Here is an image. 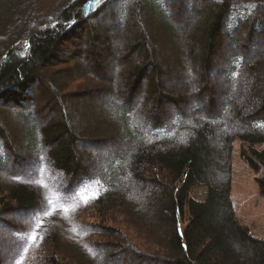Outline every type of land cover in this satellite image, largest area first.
<instances>
[{
  "label": "trees",
  "instance_id": "trees-1",
  "mask_svg": "<svg viewBox=\"0 0 264 264\" xmlns=\"http://www.w3.org/2000/svg\"><path fill=\"white\" fill-rule=\"evenodd\" d=\"M190 1L188 9L187 0H173L171 6L169 0L164 6L159 2L158 17L183 26L176 31L179 36L184 37L192 25L186 24L188 16L189 20L192 15L199 18L189 37L191 48L183 52L185 60L177 62L168 58L159 36L145 27L153 22L146 14V0H66L59 8L38 14L33 0H0V108H5L1 109L4 117L0 115V170L8 163L12 168L8 166L3 176L6 181L0 179L2 233H6L2 228L11 234L18 230L3 217L22 218L41 203L42 195L32 180L47 165L69 178L66 192L59 186L60 199L79 201L78 192L97 189L90 200L103 217L115 210L125 214L128 224L144 236L137 235L143 246L122 232L109 230L119 237L116 248L139 264H264V240L252 236L237 219L231 198V156L236 139L243 143L242 157L255 170L264 168V148H257L264 145V67L260 66H264V56H257L264 45V0ZM104 21L117 31L122 24H130L124 29L128 34L119 40L127 43L126 54L111 56L110 65L113 60H123V67L117 62V75L104 61L107 48L103 47L116 39L100 29ZM76 29L82 33L75 35ZM83 38H88L89 45L81 53ZM224 45L232 46L231 53L222 52ZM66 56L90 62L92 74L116 87L118 102L130 108V113L111 109L99 118V126L87 131H80L67 116L42 119L45 106L46 114L72 95L91 99L102 91H71L75 82L87 84L91 79L82 71L73 73V68L59 79L62 65L69 62ZM162 62H171V67ZM241 81L245 83L244 103L233 104L227 125L220 117L224 105L233 100L224 98L223 86L235 89ZM62 88L69 90L63 93ZM192 100L194 105L186 111ZM142 101L140 115L146 125H140L133 113ZM6 108L15 115L10 116ZM193 111H202L206 117L185 120ZM211 117L219 118L217 126ZM15 118L24 121L11 134L6 122L16 125ZM34 120L42 125L28 126ZM114 125L117 128L108 133ZM133 126L140 128L132 131ZM15 131L27 133L32 143L21 144ZM79 144L82 149L88 146L113 154L108 169L94 170L96 174L90 171ZM48 149L46 158L42 154ZM23 151L27 155H21ZM257 180L264 195V176ZM197 187L206 188L204 200L190 196ZM134 190L146 193L148 199L143 200ZM180 216H187L185 230L179 226ZM55 230L30 243L25 264L95 263L82 251L76 252L80 260L59 257L63 245Z\"/></svg>",
  "mask_w": 264,
  "mask_h": 264
},
{
  "label": "rangeland",
  "instance_id": "rangeland-1",
  "mask_svg": "<svg viewBox=\"0 0 264 264\" xmlns=\"http://www.w3.org/2000/svg\"><path fill=\"white\" fill-rule=\"evenodd\" d=\"M33 1L38 14L50 11L55 7L59 8L61 5H63L66 0ZM146 1L149 3V5L147 4V6L145 7L146 14L151 17L153 22L155 23L153 24L152 21H148L149 25L147 24L148 26H146L145 23V27H150L151 32H153L155 36H159V39H161L162 43L165 45L164 48L168 49V58H173L177 62H183L185 60H183V52H187L191 48L189 44V37L192 36L193 26L196 24L199 18L197 16L193 18L192 15L191 19L189 20L188 16L186 24L192 23V25H190V27L188 26V29H186V34L184 35V37H182L179 36L176 31L177 29L183 26L175 23L168 17H166L164 21L158 17L160 16L158 11L159 8H161L159 7V2L164 6L165 0H156V3L155 0ZM168 3L170 6L174 5L173 0H169ZM187 3L188 9L190 8L189 4L192 2L190 0H187ZM199 6H197V8ZM188 12L192 13L190 10H188ZM51 22L53 23V20ZM155 24H157V27H155ZM129 25L130 24L124 27L122 24L119 30L120 32L117 31L113 25L110 26L109 24H107L106 21L99 25L100 29L104 31L106 36L113 38L116 37V39H113L111 42L108 40L109 45L106 44V46L103 47V49L107 48L104 51V53L107 55L105 56L104 60L105 63L107 62L106 67H108L109 65L113 73L115 72V69L117 67V62L118 66L120 67H123L124 65L123 60H120L121 58L118 59L116 63L113 60L112 65H110V60L112 58V54H115L116 56L119 52H123L124 55L126 54L127 48L125 47V45L127 43L123 44V42L119 40H121V38H124L122 37L123 35L128 34L126 33V31H124V29H129ZM38 27H40V25ZM166 29H168L169 32ZM170 30H173V32H171ZM75 32H77L74 33L75 35H79L78 33H82L77 29ZM80 37L82 38V35H80L79 38ZM87 39L83 38L84 45L82 44V41H79V43L82 44L80 46L81 53H84V50L86 49L88 51L89 41ZM120 46L123 47L121 49L122 51L119 50L121 48ZM117 47H119V49ZM261 48L262 49H260V52L257 55L258 57L264 56V45ZM224 49L231 53L232 46L224 45L222 47V52H224ZM180 55L182 59L181 57H179ZM174 56L177 59H175ZM85 58L87 59V57ZM65 59L69 62L62 65L61 68H63V71L60 73L59 79L63 80L62 78H65L70 73L71 68H73V73H78L82 71L88 76H90L91 79V83L88 82L87 84L83 81L75 82L69 88L71 91H76L77 88H82L81 90H84L86 88H96L102 91L99 95H92L93 97L91 99L87 97H85L84 99H76V97H74L75 95H72L73 97L65 98L62 103L59 102V108H52L53 110H49L46 114L44 110L47 109V106H45L42 108L44 116H42V119L46 118L50 119L49 121H55L62 118L66 119L67 116L69 119L74 121L73 125H75L80 131H82V129H84L83 131H87L92 126H99V118L105 117V115H107V112H110L111 109L118 110V112L121 113H130L128 112L130 108H127L118 102L120 98H118L115 94L116 87H114L113 84H109L108 81L104 79L97 80L98 78L92 74L90 66L88 65L90 64V62L88 64H85L83 60H80L79 58H75L73 56H66ZM71 62L77 64L72 65L74 63ZM162 64L171 67L170 64L172 63L162 62ZM260 66L264 67L262 66V64ZM165 69L166 68H164V70ZM119 73L120 72H118V75ZM114 75L117 74L114 73ZM254 80L255 78L251 79L249 83L254 82ZM218 84L221 86L225 85L226 83L218 82ZM244 85V81H241L238 85L235 86V89H226V86H223L225 93L227 92L224 98H229L233 100L232 103L229 102V104L227 103L224 105L225 107L223 108V114L221 115L222 117H220L227 125H230L231 108L233 107V104L244 103L243 96L246 94H244V91L242 90ZM69 89L64 90L62 88L61 91L63 93H67ZM234 91H236V93L238 92L239 94H234ZM187 98L189 97L187 96ZM143 104L144 102L142 101L133 109V113L137 116V119H139L140 125H146L147 123L145 122L144 118L140 115V112L142 111L141 109L143 108ZM193 105L194 100L189 103L188 107L186 108V111H190ZM1 109L5 108H0V115L2 116ZM6 109L9 110L8 114L10 116L15 115L14 111L10 113V109ZM58 111L61 112L58 113ZM2 117H4V115ZM204 117H206L204 112L200 111V113H197L193 111L187 113L184 119L197 121L198 118ZM15 119L16 120H13L16 125H14L11 121L6 122L8 124V127L10 128L11 134H14L13 128L15 126H17V131H19V126H21V123L24 121L23 118H21L22 122H20V118ZM217 119L219 118H209V120L213 121V124L216 126ZM34 123L37 124V126L42 125L34 120L33 122L29 123L28 126H35ZM22 127H24L23 124ZM25 128L26 127H24V130ZM116 128L117 127H115L114 125L113 128L110 127L109 129H107V132L112 133L113 130ZM137 128L138 127L133 126L131 130L137 131ZM21 134L22 133L18 135L15 131L14 135V137H19L17 138V140L20 139L19 142L21 141V144L25 142L32 143V139L27 137V133L22 134L23 138ZM242 146L243 143L241 142V140L236 139L234 141V147L231 156V198L233 203V209L237 219L249 228L250 234L255 238L264 240V195L261 193L260 185L257 180L258 177L264 176V168H262L260 171L255 170L242 157ZM257 148H264V145L258 146ZM79 149L80 152L84 153V157L86 158V160H89L90 164L87 165V168L90 171L92 170L93 173H95V171L97 172L99 168H104L105 171L108 169L107 166L109 165L113 154L110 155L108 154V152L106 153L105 151L96 152L93 148H89L88 146H83L82 149V145L80 144ZM49 152L50 149L46 150L45 152L43 151L42 155L47 158ZM13 153L15 154V151ZM21 155L27 154H25V152L23 151ZM8 166L10 167V163L5 166L6 168H2V170H0V176H2V178L0 177V179H2L3 181H6L3 176L8 172ZM88 166H90L91 168H89ZM52 168V166L48 167L46 165V169L40 172V176H36L35 179L32 180V183L35 184L34 186L37 187L40 194L42 195V201L38 205V207L36 209L26 212L25 215L22 216V218H19L16 215H11V217L9 218L3 217L4 221H7L10 223V225L18 228V230L14 231L12 234L11 232L3 228L2 231H5L6 233H2L0 230V252L3 258V264L27 263L25 257L31 246L30 243L34 240L40 239V236L44 233L49 234L48 231H51L55 228L56 230L54 232H58L63 245L62 252H60L59 255V257H63L62 259H70L71 257H73L76 260H80L76 252L82 251L93 257V261L95 262L94 264H115L114 260H117V264H139V262L133 260L131 256L126 255L122 249L116 248V245L120 244L119 237L115 235V232L117 231L122 232V234L126 238H129L131 242L139 246H143V242L141 241V239L138 238L137 235L142 236V238H144V236L141 233H138L137 230L133 229L130 224H128L125 214L120 210H115L114 213L111 212L110 215L103 217L94 208L93 200H90L92 198L91 195L95 194L97 189L89 190L87 193L78 192L77 197L79 198V201H75L74 198L60 199L59 196H61L62 194L59 190V186L64 192H66V188L69 186L67 184V180L69 178L67 179V177H65L62 172L54 171ZM18 178L21 179L22 177L18 176ZM32 185L29 186L33 187ZM50 190H52V192ZM134 191L136 195L142 196L143 200L148 199L146 198V193H141L137 190ZM46 192L48 194H45ZM190 196L196 200H204L206 197V188H193L192 191H190ZM179 221V226H181V228L185 230L188 225L187 216H180ZM109 229H113L115 232L112 233ZM94 232L98 233L99 235ZM48 240H50L49 236L47 239H45L46 245L47 242L49 243ZM95 242L100 243L99 245L94 246ZM73 252H75L76 255H74ZM31 263L33 264V262ZM80 264L88 263L80 261Z\"/></svg>",
  "mask_w": 264,
  "mask_h": 264
}]
</instances>
